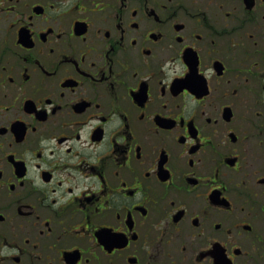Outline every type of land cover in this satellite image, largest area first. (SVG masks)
<instances>
[{"label": "flooded vegetation", "instance_id": "af4514ba", "mask_svg": "<svg viewBox=\"0 0 264 264\" xmlns=\"http://www.w3.org/2000/svg\"><path fill=\"white\" fill-rule=\"evenodd\" d=\"M0 264H264V0H0Z\"/></svg>", "mask_w": 264, "mask_h": 264}, {"label": "snow or ice", "instance_id": "6c2138e0", "mask_svg": "<svg viewBox=\"0 0 264 264\" xmlns=\"http://www.w3.org/2000/svg\"><path fill=\"white\" fill-rule=\"evenodd\" d=\"M191 86V85H190Z\"/></svg>", "mask_w": 264, "mask_h": 264}]
</instances>
